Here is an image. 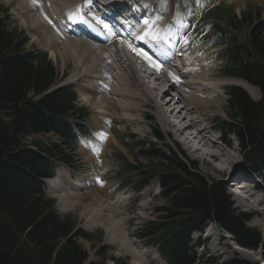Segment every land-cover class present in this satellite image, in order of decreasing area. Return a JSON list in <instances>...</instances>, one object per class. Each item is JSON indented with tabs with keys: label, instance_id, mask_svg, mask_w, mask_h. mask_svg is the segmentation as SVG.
I'll return each mask as SVG.
<instances>
[{
	"label": "trees",
	"instance_id": "1",
	"mask_svg": "<svg viewBox=\"0 0 264 264\" xmlns=\"http://www.w3.org/2000/svg\"><path fill=\"white\" fill-rule=\"evenodd\" d=\"M191 5L194 0H182ZM212 9L204 18L209 36L224 49L223 76L242 80L260 93L253 101L238 86L226 88L229 121H218V133L235 137L246 167L264 175V18L262 8L247 5L236 15L231 9ZM26 41L10 19L0 15V264H85L87 254L76 238L91 236L75 230L62 218L55 202L45 196L47 179L54 178L56 165L76 169L74 153L79 136H90L89 114L76 105L72 86L58 87L54 68L46 53L24 52ZM52 134L59 142L44 145L26 139ZM155 138L162 141L158 132ZM131 137V136H129ZM141 155L159 159L160 170L146 171L140 187L158 179L167 205L164 216L147 223L138 238L152 244L166 264H193L191 236L211 223L222 227L238 246L264 248L261 234L246 227V214H235L225 191L196 173V166L176 145L169 156L152 143L135 142ZM146 148V149H144ZM184 159L182 160L181 159ZM115 178L126 187L134 167L122 153L114 154ZM102 264V263H92ZM228 264H245L232 261ZM247 264V263H246Z\"/></svg>",
	"mask_w": 264,
	"mask_h": 264
},
{
	"label": "rangeland",
	"instance_id": "2",
	"mask_svg": "<svg viewBox=\"0 0 264 264\" xmlns=\"http://www.w3.org/2000/svg\"><path fill=\"white\" fill-rule=\"evenodd\" d=\"M152 2L155 3L154 10L168 11L170 9L171 11L173 10L172 8H174L176 16L175 22H170L167 17L159 18L161 16L153 14L156 16V25L160 28L161 37L164 39L160 45L162 47L170 45L164 41L170 39L174 31L181 29L179 37L183 40L182 44L184 45V49L193 50V48H199L204 56L211 55L210 61L207 62L211 65H209V67L213 70V79L216 80L231 78H227L222 74L225 61L222 59L220 52L224 49V46L217 44L215 38L209 36V32L203 28L202 18L206 12L215 7H219L221 9H232L236 15H240L247 5H251L253 8L260 6L262 8L261 16L264 18V0H241V2L237 0H194L189 6L182 4L181 1L175 2L174 0H167V4L164 7L161 6L159 0H152ZM1 14L10 19L11 28L17 29L18 32L23 35L26 41L23 48L24 52L40 50L46 53L48 61L53 66L56 78L59 81L58 87L71 85L77 93V107L83 108V110L89 114L87 126L90 129L91 136L83 137L81 135V146L74 153L77 168L70 169L68 167L56 165V168L59 169L58 176L59 182H61L60 187L57 190H51L45 185V196L55 202L54 208L58 215L62 218H69L75 224L76 231L83 232L92 237L90 241L81 237L76 238L78 245L81 246L82 250L87 254L85 264H132L133 256L131 252L135 253V251H140L141 253V248L147 252L146 261L150 262V264H166L157 252L155 246L146 244V241L138 238L139 231L147 223L157 221L160 217L164 216L162 210L166 207L167 202L162 197L157 178L150 181L147 186L140 187L138 183L140 175L149 170H156V172H158V170H160L161 161L141 155L140 148L135 147V142H144L145 144L150 142L166 157L169 156L171 152L177 153L176 145H178L181 151L185 153L187 159L195 164L196 173L200 177L223 188L226 195L229 197L231 210L234 211L235 214L241 213L248 215L246 218V227L259 232L264 241V229L254 226L255 220L253 216L249 215V211L246 212L243 210L244 207L240 204L238 199H236L234 194L236 188H231V185L235 184L234 180L251 178L245 173L249 170L244 166L241 146L235 137L227 138L229 144L225 143L222 141V136L217 132L218 121L227 122L230 120L227 115L228 97L225 92L226 88L236 85L228 84L224 86L222 90H219L221 99L219 100V105H216L218 106L217 117L209 123V127L212 128L210 131V135L212 136L211 139L215 140L218 147L224 149L233 160L238 162L237 173H239V175L236 173L235 177L231 179L229 183L232 170L227 168L228 164H220L221 168L226 170V174L222 175L220 171H216V169L209 164L210 161H205L204 158L200 159L197 153H194L189 149L190 147L188 148L184 145L179 135L176 134V129L168 128V130L161 125L152 102L143 108L142 117L139 115V121L134 124L120 122L118 115L111 118V120L107 117L100 119V117L94 115L93 111L95 109L93 106L96 98L88 93V89L83 87L85 82L77 81L70 83L74 80L71 77L72 74L75 73L73 68L68 67L62 70L60 63L54 61L51 51L40 44L39 39L30 28L20 20L17 13L15 15L14 6L9 7L5 1L0 0V15ZM132 16L134 22L138 26L144 24L143 21L145 19L144 17L142 18V15L137 18L134 15ZM163 20L166 21V23ZM164 29L168 30L164 31ZM188 39H190L192 43L190 46H187V43H189ZM179 44L180 42L175 44L176 50H179ZM172 57L175 56L173 55ZM171 61L172 60L169 58V65L175 63V61ZM86 66L88 68L89 64L85 63V67ZM146 69V71L152 73L151 69ZM162 88L161 90H163ZM171 94L175 95L174 93ZM101 121H104L107 125L104 124L102 133L97 134L94 129L101 126L99 124ZM179 128H185V124L182 123ZM155 132L161 135L162 141L159 142L155 138ZM191 133L193 134L194 132L191 131ZM25 141L27 146H30L33 142L50 145L59 142V138L52 134L33 135L28 137ZM195 145L193 146L195 147ZM199 147L203 148L202 144L199 145ZM117 153H122L128 162L135 168L132 174L124 175V180L131 179V182L123 188L120 187L122 180L114 176L115 168L118 165L114 158V154ZM249 173L252 174L251 176L255 175L250 171ZM97 177L103 182L102 186L100 183L96 182ZM261 177L264 180L262 174ZM70 181L75 182L78 186L71 185ZM83 186L84 188H79ZM64 195L65 197H62ZM64 201H66V203L63 204ZM253 211H255V209H253ZM262 218L263 217H259V219L256 220H261ZM110 221L115 228L111 236L112 239L109 233H106L103 229L107 227V222ZM99 222L100 225H103L102 227L95 226L94 228V226H92V224ZM207 227L211 230H206ZM205 231L216 233L222 238V243L227 245L226 248H224L226 250V255L224 257L212 258L213 254L209 249L210 245L206 242ZM228 236L230 235L215 223L206 225L201 232L193 233L191 236L192 241H199L200 244V246H193V251L196 256L193 264H225L229 261L245 262V264H261L257 262V259L260 258V254L261 257L262 255L264 256V248L262 246L256 249L258 251L261 250V252L255 254L256 250L238 246L236 240L232 238V236L230 238ZM112 240L115 243H112ZM244 250L247 252L254 251V253L248 254Z\"/></svg>",
	"mask_w": 264,
	"mask_h": 264
},
{
	"label": "bare ground",
	"instance_id": "3",
	"mask_svg": "<svg viewBox=\"0 0 264 264\" xmlns=\"http://www.w3.org/2000/svg\"><path fill=\"white\" fill-rule=\"evenodd\" d=\"M3 1L9 7L14 6L15 15L17 13L20 20L39 39V43L51 51L54 61L60 63L62 70L68 67L73 68L75 73L71 77L74 80L70 83L85 82L83 87L88 89V93L96 98L93 106L95 109L93 111L94 115L100 117V119L107 117L110 120L118 115L120 122L134 124L139 121V115L142 117L143 108L152 102L156 115L165 129H176V134L179 135L184 145L188 148L190 147L189 149L194 153H197L200 159L204 158L205 161H210L209 164L216 171H220L222 175L226 174V170H223L220 164H228L227 168L232 170L229 183L235 177L238 162L233 160L224 149L218 147L215 140L211 139L210 131L212 128L209 127V123L217 117L218 106L216 105H219V100L221 99L219 90H222L224 86L234 84L240 87L253 101L260 100V93L258 89L242 80L213 79V70L210 69V64L207 62L210 61L211 55L204 56L199 48H193V50L184 49L183 40L179 37L181 29L174 31L172 37L168 39L169 41H164L170 45H165L167 46L165 48L162 47L160 43L164 39L161 37L159 26L156 25L157 19L155 20V17L163 15L162 17L169 18L170 22H175L174 8L171 11L170 9L168 11H159L154 10L155 3L152 0H127L129 4L133 2V12L136 17L142 15V18L149 20V23L142 27L140 35L147 31L155 35L157 39L153 40L150 35L145 37V41L141 40L139 43L146 46H148L147 43H151L152 49H155L154 52H151L141 45L133 44L130 39L122 40L118 31H115L117 35H113L111 31L106 30L103 24L108 22L112 25L111 19L107 11L100 5L93 7V10L88 12L85 4H83L85 0H36L35 3H33V0ZM93 1L88 0V7L91 6L90 4ZM112 1L116 5L120 0H106L105 6H110ZM237 1L241 2V0ZM75 8L78 11L76 13L73 12ZM87 13L91 17V24L81 23L80 25L88 27L86 33L77 35L72 33V29L65 27L69 23V25H72L77 20L78 14L84 15ZM118 17L120 18L121 16L119 15ZM128 22H130L129 18L125 21V24ZM164 22L166 23V21ZM166 30L164 29V31ZM188 40L187 46L192 45L191 40ZM179 42V50H176L175 44ZM129 43L134 48H142L147 51L153 57V60L161 64L162 67L153 66L151 61L146 60L130 49L128 47ZM173 55L175 57H172ZM169 58L172 60L171 62L175 61V63L169 65ZM136 61H138L140 68L136 65ZM85 63L89 64L88 68L87 66L85 67ZM145 66L156 70L160 78L153 80L150 73L146 76L147 72L143 70L146 69ZM174 76L179 77V82L174 80ZM182 123L185 124L183 129L179 128ZM99 124L102 127L99 126L94 129L97 134L102 133L106 123L101 121ZM191 131L194 132V135ZM201 144L204 149L199 147ZM244 166H246L245 163ZM237 174L239 175V173ZM58 175L59 172L57 171L53 179L45 180L49 189L57 190L60 187L61 182H59ZM239 181L252 182L253 179H236V181L234 180L235 184L231 185V188L235 189ZM70 184L78 186L73 181H70ZM79 188H84V186ZM237 190L239 191V189ZM242 193V191L235 193L236 199ZM62 197H65V195ZM249 199L250 204L248 202L246 207L250 209L249 215L253 216L255 220H253L254 226L264 229V188L255 185L250 190ZM259 217L263 218L256 220ZM107 223V227L103 229L106 233H109L112 239L111 236L115 228L111 221ZM92 226L95 228V226L102 227L103 225H100L99 222L92 224ZM207 229L209 228L207 227ZM204 234H206V242L210 245L209 249L213 254L212 258L224 257L226 255L224 248L227 245L222 243V238L216 233L205 231ZM228 237L230 238L231 236ZM111 242L115 243L113 240ZM195 243L199 244V241ZM236 247L239 248L238 246ZM245 252L248 254L254 253V251ZM260 252L261 250H256L255 254ZM146 254L147 252L143 248H141V253L140 251L131 252L133 256L132 264H150V262L146 261ZM257 260V262L264 264L263 255L261 257L260 254V258ZM230 262L232 261L225 264Z\"/></svg>",
	"mask_w": 264,
	"mask_h": 264
},
{
	"label": "snow or ice",
	"instance_id": "4",
	"mask_svg": "<svg viewBox=\"0 0 264 264\" xmlns=\"http://www.w3.org/2000/svg\"><path fill=\"white\" fill-rule=\"evenodd\" d=\"M35 2H36V0H33V3H35ZM159 3L161 4L162 7H164L167 4V0H159ZM69 18L71 19V17H69ZM159 18H162V16L159 17ZM45 19H47V17H45ZM49 23H51V21H49ZM143 23L145 25H147L149 23V20L145 19L143 21ZM103 27L106 30L111 31L113 35H117V33L115 31H113V29L115 27L114 25H110L108 22H104ZM150 35L152 36V39L153 40H156L157 39L155 35H152V33L147 32V31L144 32L143 35H139L136 38L139 39V40H144L146 36H150ZM128 47L130 49H132L134 52H137L139 55H141L142 57H144L146 60L151 61L153 63V66H155L157 68L162 67V65L161 64H158L155 60H153V57L151 55H149V53L147 51H145L144 49H142V48H140V49L134 48L131 43L128 44ZM173 78H174V80L176 82H179V77L174 76ZM97 151H99V150H97ZM96 182L97 183H100L101 186L103 185V182L100 181L98 177H97V181Z\"/></svg>",
	"mask_w": 264,
	"mask_h": 264
}]
</instances>
